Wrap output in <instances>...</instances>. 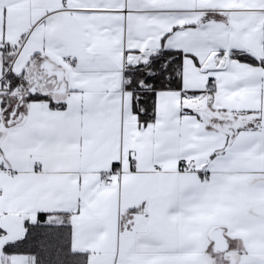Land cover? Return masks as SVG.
<instances>
[{
    "label": "snow or ice",
    "instance_id": "snow-or-ice-1",
    "mask_svg": "<svg viewBox=\"0 0 264 264\" xmlns=\"http://www.w3.org/2000/svg\"><path fill=\"white\" fill-rule=\"evenodd\" d=\"M0 264H264V0H0Z\"/></svg>",
    "mask_w": 264,
    "mask_h": 264
}]
</instances>
